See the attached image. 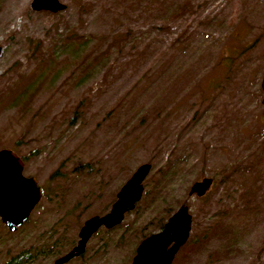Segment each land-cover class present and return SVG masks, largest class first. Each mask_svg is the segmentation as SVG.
Returning <instances> with one entry per match:
<instances>
[{"label": "rangeland", "instance_id": "obj_1", "mask_svg": "<svg viewBox=\"0 0 264 264\" xmlns=\"http://www.w3.org/2000/svg\"><path fill=\"white\" fill-rule=\"evenodd\" d=\"M31 2L0 0V150L43 196L14 232L0 221V264H52L144 164L135 208L66 264H131L182 205L171 264H264V0Z\"/></svg>", "mask_w": 264, "mask_h": 264}, {"label": "water", "instance_id": "obj_2", "mask_svg": "<svg viewBox=\"0 0 264 264\" xmlns=\"http://www.w3.org/2000/svg\"><path fill=\"white\" fill-rule=\"evenodd\" d=\"M34 12L58 13L65 9L60 0H32ZM1 52V49H0ZM264 92V75L260 84ZM264 105V99L262 100ZM151 167H138L116 195L108 213L87 219L78 232L75 246L52 264H66L80 257L90 238L101 228L112 229L120 225L126 213L132 211L143 194L142 183ZM23 161L11 149L0 150V220L14 232L23 225L42 197L41 189L34 178L22 175ZM212 186V180L204 178L192 184L189 195L202 198ZM191 229V215L186 205L172 214L162 229L145 237L136 247L131 264H171L179 249L187 242Z\"/></svg>", "mask_w": 264, "mask_h": 264}, {"label": "trees", "instance_id": "obj_3", "mask_svg": "<svg viewBox=\"0 0 264 264\" xmlns=\"http://www.w3.org/2000/svg\"><path fill=\"white\" fill-rule=\"evenodd\" d=\"M23 160V159H22ZM131 212V211H130ZM129 213V212H128ZM163 223L161 222L160 224H158V226L156 227L157 230H161L162 227H163ZM114 228H119V225L114 227ZM112 228V229H114ZM111 230V229H110ZM97 233V232H96ZM95 233V234H96ZM146 237V235H143L142 238ZM25 259V256L24 255H20V256H17L15 258H13L8 264H23L25 263L23 260Z\"/></svg>", "mask_w": 264, "mask_h": 264}, {"label": "flooded vegetation", "instance_id": "obj_4", "mask_svg": "<svg viewBox=\"0 0 264 264\" xmlns=\"http://www.w3.org/2000/svg\"><path fill=\"white\" fill-rule=\"evenodd\" d=\"M22 175H23V173H22ZM24 176V175H23ZM24 177H26V176H24ZM26 178H30V177H26ZM33 178V177H32ZM37 186H38V184H37ZM39 187V186H38ZM40 189H41V192H42V188L41 187H39ZM42 196H43V192H42ZM42 198V197H41ZM41 200V199H40ZM39 203V202H38ZM38 203H37V205H38ZM36 207V206H35ZM34 210V209H33ZM1 221V220H0Z\"/></svg>", "mask_w": 264, "mask_h": 264}]
</instances>
